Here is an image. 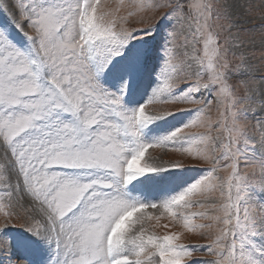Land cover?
<instances>
[{
	"label": "snow or ice",
	"instance_id": "1",
	"mask_svg": "<svg viewBox=\"0 0 264 264\" xmlns=\"http://www.w3.org/2000/svg\"><path fill=\"white\" fill-rule=\"evenodd\" d=\"M132 7L128 16L166 11L154 24L129 28L128 17H118L120 9L101 0H0V176L15 172V191L23 194L10 202L12 210L3 211L0 231L19 226L40 238L53 250L48 264H192L193 252L205 248L218 256L206 264H264V207L258 213L244 208L243 215L240 208L241 200L255 194L239 173L240 162L247 164L255 159L250 152L264 149V72L257 75L260 70L250 64L254 54L247 49L254 39L243 38L252 31L246 27L251 9L226 0H133ZM162 18L171 22L162 63L155 87L140 102L139 77L149 58L140 45ZM176 24L191 35V40L185 36L191 52L178 62ZM234 75L242 77L243 95L231 83ZM204 92L224 109L216 122L221 135L207 137L219 141V156L215 146H185L192 139L205 142L203 136L185 135V129L213 127L202 116L213 103ZM158 103L201 107L148 110ZM185 112L199 118L153 134L157 121ZM155 147H170L211 167L149 200L138 186L156 174L200 169L199 163L146 159ZM221 160L223 170H231L223 179L215 175ZM260 166L264 175V152ZM217 187L226 196L218 208L222 215L186 211L194 203L204 207L195 198ZM260 189L264 193V180ZM165 213L187 232L209 238V244L185 245L183 233L151 232L147 221ZM195 216L220 225L215 235L203 231L212 224L192 222ZM9 247L10 241L0 238V252ZM10 264L30 261L17 255Z\"/></svg>",
	"mask_w": 264,
	"mask_h": 264
},
{
	"label": "rangeland",
	"instance_id": "2",
	"mask_svg": "<svg viewBox=\"0 0 264 264\" xmlns=\"http://www.w3.org/2000/svg\"><path fill=\"white\" fill-rule=\"evenodd\" d=\"M185 3L190 2V0H184ZM226 2L233 6L244 5L251 9L250 16L247 17L248 23L246 27L252 29L251 32H246L243 34V38L247 40L249 37L254 39L255 46L248 48L247 51L251 55L250 64L253 66V70L257 71V75L264 72V0H226ZM107 8L115 10L119 8V12L116 15L127 16L126 26L129 28H142L148 25L154 24L156 19L160 14L166 9L159 10H145L136 12L133 16H128L129 11H135L132 7L133 0H101ZM195 16V12H193ZM223 23V21H221ZM171 26V22L167 19L162 18V20L153 29L152 35L146 37L144 42L140 45L144 49L149 51V58L144 66L143 72L139 77V92L135 97L138 101L143 102L151 94L153 87L156 85V74L159 71L160 64L162 63L163 55V42L166 30ZM177 36L174 41L173 50L176 60L184 59V53L191 52V47L186 48L185 36L188 40H191V35L188 33L187 29L181 31L180 25L176 24ZM227 33L221 34V42H223V36ZM13 36L17 39L19 37L13 33ZM202 47V45L200 46ZM202 54V53H201ZM235 63V61H233ZM242 77L239 75H234L231 79V83L236 87L237 95H243V85L240 83ZM205 100H213L210 109L202 114L206 122H211L213 127L209 129L208 127L194 126L184 130V134L192 137H205V142L202 143L200 139H192L186 147H190L193 150L203 149L207 147L211 150L214 146L217 148V155H220L219 151V141H208L207 137H217L221 135L217 132L216 122L219 121L220 112L224 111L223 108L218 110L216 101L213 99L208 92L202 93ZM191 108L195 109L201 107L198 104H153L149 105V111H175L176 108ZM199 117L195 112L192 113H177L174 116L167 117L165 120L157 121L156 124L152 126L153 134H163L164 132L171 130L173 127H178L183 122H188L193 119H198ZM249 123H251L249 121ZM226 142V134L221 136ZM2 139V138H0ZM243 148V145H241ZM259 149V145L257 144ZM264 149H259L255 154L249 153L250 156L254 155L255 159H250L246 162L242 159L240 162L239 173L245 177L247 181V186L255 188V194L251 199H243L240 202L241 215H243L244 208H249L253 212H260L261 208L264 207V193L261 192L260 185L262 180H264V175L261 171V153ZM149 157H154L157 162L167 164L170 161H181L185 165L191 163H199L200 169H184V170H174L170 172H162L156 174L153 179L147 180L142 186H138L144 192L146 198L152 200L158 198L162 193L168 192L177 187V185L189 181L195 177L203 176L206 173L202 172L201 169L210 168L211 165L205 162L194 161L192 157L188 156L186 153L173 151L170 147H155L148 150L146 153V159ZM226 161L221 160L220 170L215 174L220 178H226L229 175L230 169L228 171L223 170V165ZM2 171V169H0ZM214 184L219 185L220 181L213 180ZM17 183L15 172H12L10 177L7 175L0 176V205H4L3 209H0V223L3 222V211L12 210L9 204H15L16 200L22 198L21 192L15 191V185ZM226 192V188H225ZM11 193V197L9 196ZM233 198L235 199V193L233 192ZM200 203H203L204 207H200L199 203H194L193 206L186 210L187 212L193 213H207V217H212L215 215H222L218 212L219 206L225 202L226 196H221L219 187L213 191H208L202 193L198 198ZM26 208H30L31 205L28 203L27 199L23 200ZM212 205H216L213 207ZM16 211L20 212L21 216L25 215L23 209L17 208ZM153 216L159 215V212L153 209L146 210ZM34 215L36 213H33ZM23 221H21L22 223ZM192 222L197 224L209 225L212 224L211 229H204L203 231L211 232L215 235L216 228L220 225L216 224L210 218H201L200 216L192 217ZM146 227L150 229L151 232L157 235L163 236L168 233H183L181 236V243L185 245H208L209 238L201 236L198 232L189 233L183 229L182 223H176L172 217L165 213L157 221L152 219L147 221ZM0 238L10 241V247L6 252H0V264H10L11 260H14L17 255L27 256L30 264H48L49 258L53 255V250L47 245L43 244L40 238L34 236L32 233L26 231L23 227L19 226H8L2 231H0ZM218 256L209 252L206 248L203 250H196L193 252L191 260L192 264H206L209 261H215Z\"/></svg>",
	"mask_w": 264,
	"mask_h": 264
}]
</instances>
